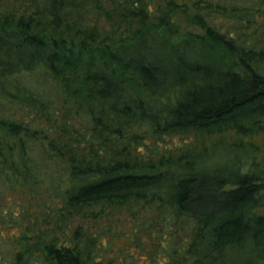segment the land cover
Here are the masks:
<instances>
[{
  "label": "trees",
  "instance_id": "obj_1",
  "mask_svg": "<svg viewBox=\"0 0 264 264\" xmlns=\"http://www.w3.org/2000/svg\"><path fill=\"white\" fill-rule=\"evenodd\" d=\"M263 118L264 0H0V264L264 262V167L162 155Z\"/></svg>",
  "mask_w": 264,
  "mask_h": 264
},
{
  "label": "rangeland",
  "instance_id": "obj_2",
  "mask_svg": "<svg viewBox=\"0 0 264 264\" xmlns=\"http://www.w3.org/2000/svg\"><path fill=\"white\" fill-rule=\"evenodd\" d=\"M89 4H92V1ZM85 20L87 21L86 25H89L90 16L86 15ZM256 130H253L255 134L250 136L237 135L231 127H224L220 131L214 129L201 133L200 131L184 134L175 132L171 137V134L166 136L165 141L169 142L168 146L171 149L170 152H165L162 155L171 158V161L180 157H187L193 161H207L217 166L226 164L228 167H232L235 161L249 163L254 160L257 164L259 163L260 169H262L264 167V118L257 123ZM161 152L163 153V151ZM83 226L87 228L91 227V224ZM121 228L124 238L131 227L126 222L125 227L121 225ZM122 237L112 241L107 240L110 243V250L107 252L109 258L117 257L120 250L126 248L133 256V259L130 258V264H150L149 255H145L142 250L138 251L127 246L128 244L123 241ZM142 241L143 245H139L138 248H148L147 240L143 239ZM102 242L106 243V239ZM259 264H264V262H259Z\"/></svg>",
  "mask_w": 264,
  "mask_h": 264
}]
</instances>
